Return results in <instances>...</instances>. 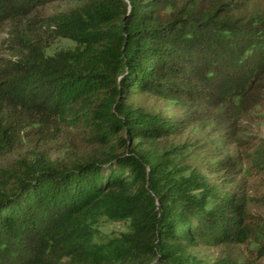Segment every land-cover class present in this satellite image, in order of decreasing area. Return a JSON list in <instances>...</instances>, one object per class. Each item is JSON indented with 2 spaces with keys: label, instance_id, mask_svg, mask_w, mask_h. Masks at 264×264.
Wrapping results in <instances>:
<instances>
[{
  "label": "trees",
  "instance_id": "trees-1",
  "mask_svg": "<svg viewBox=\"0 0 264 264\" xmlns=\"http://www.w3.org/2000/svg\"><path fill=\"white\" fill-rule=\"evenodd\" d=\"M53 3L71 6L40 13ZM238 9L233 0H0L10 51L0 59V161L25 138L63 139L71 106L123 74L124 95L223 103L248 94L264 111V21L239 26ZM55 40L74 46L52 51ZM173 135L122 100L90 137L92 154L0 167V264H185L199 262L190 252L199 246L224 248L217 264L264 257L242 180L264 174V152L246 166L192 168L183 147L161 145ZM101 219L129 229L95 242Z\"/></svg>",
  "mask_w": 264,
  "mask_h": 264
},
{
  "label": "rangeland",
  "instance_id": "rangeland-1",
  "mask_svg": "<svg viewBox=\"0 0 264 264\" xmlns=\"http://www.w3.org/2000/svg\"><path fill=\"white\" fill-rule=\"evenodd\" d=\"M223 1L217 0L219 4ZM233 1L239 8L235 12L241 17L239 26L249 27L248 23L252 22L253 27L255 23L264 21V0ZM175 2L183 5L187 0ZM70 6L68 3H53L42 8L40 13L49 16ZM7 35L6 31H0V59L10 56ZM73 46L74 44L67 40H55L51 44L52 51L61 48L72 49ZM123 78L124 74L115 79L111 88L87 95L83 101L71 106L70 111L64 115L67 135L63 139L40 143L25 138L24 149L1 160L0 167L4 168L11 161L23 158L37 162L47 160L50 163L68 164L77 157L92 154L94 146L90 143V137L96 128L103 124L108 112L115 113L122 100H126L133 108H139L144 113L173 125L174 135L164 139L161 145L183 147L188 165L192 168H198L201 164L228 163L233 167L237 163L246 166L250 162H259L258 157L264 152V111L258 105L255 106L252 100H248V94L243 101L240 96H234L223 103L207 95L190 98L179 95L170 99L128 92L124 95L118 86ZM249 105L253 108H248ZM242 180L252 199L248 206L249 213L258 228L264 231V174L252 171L248 176L242 177ZM128 229L126 222L101 219L95 226V242L126 233ZM256 248V244L250 246V249ZM190 252L199 262L185 264H217L226 258L224 248L208 249L199 246ZM247 261L248 264H264V257L247 258Z\"/></svg>",
  "mask_w": 264,
  "mask_h": 264
}]
</instances>
